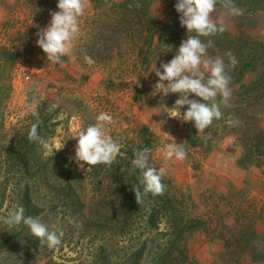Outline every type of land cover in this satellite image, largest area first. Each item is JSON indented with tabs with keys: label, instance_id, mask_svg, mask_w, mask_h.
<instances>
[{
	"label": "rangeland",
	"instance_id": "rangeland-1",
	"mask_svg": "<svg viewBox=\"0 0 264 264\" xmlns=\"http://www.w3.org/2000/svg\"><path fill=\"white\" fill-rule=\"evenodd\" d=\"M118 1L87 0L71 52L61 57L59 63L46 60L45 54L32 40L42 24H48L52 8L57 11V0H20L16 4H0L4 6L0 12V133L14 140L19 133L30 130L36 120L33 113L43 101H47V107L54 111L53 121L59 122L54 132L42 139L38 152L43 159L50 160L56 171L36 185L33 199L40 211L34 218L63 233L61 243L49 248L26 227L22 234L11 236L2 248L0 264L117 263L123 237L116 236L109 222L87 220L82 213L70 208L68 203L72 193L67 195L66 189L62 188L70 175L61 173L58 168L69 167L81 174L76 191L85 201L81 212H86L87 217L92 215L90 207L96 210L98 198L106 194L111 197L112 188H92L94 177H88L86 164L80 168L73 162L77 130L95 123L101 112L113 116L107 134L121 147H132L133 151L138 140L135 130L147 125L155 137L149 164L155 169L161 168L163 175L177 188L190 191L196 203L193 212L207 221V231L196 230L186 238L188 253L197 264H264L262 169L257 165L242 168L236 164L242 148L235 142V137L224 134L218 127L196 146L186 145L185 135L190 122L168 117L169 110L160 105L171 107L174 102L167 103L165 97L152 95L158 80L151 71L152 66L155 62L159 68L163 60L151 59L149 69L141 72L136 56L138 45L130 40L122 43L117 55L107 64H95L81 54L79 45L88 37L91 19L102 15ZM158 2L150 5V14L156 19L171 8L169 1L161 0L159 5ZM238 10L233 14L230 9L216 7L212 16L231 32L241 29L264 40V11L252 15L243 8ZM4 48L18 49L21 54L13 62L6 61ZM254 74L247 73L244 80L250 81ZM69 96L78 99L81 108L70 105L66 100ZM262 121L264 123V115ZM60 141L64 147L55 151ZM173 142L180 143L179 146L186 151L183 160L165 157L167 146ZM3 150L0 143V239L14 231L4 222V217L12 210L19 192L15 185L19 176L8 165ZM121 155L125 157V152ZM99 165L103 166L99 168L101 177L112 171V164ZM243 227L250 230L249 234L254 231L257 235L249 246L245 242L249 234L243 233ZM135 228H138L137 223L125 232L127 241L134 235ZM102 246L106 249L104 252Z\"/></svg>",
	"mask_w": 264,
	"mask_h": 264
},
{
	"label": "trees",
	"instance_id": "trees-1",
	"mask_svg": "<svg viewBox=\"0 0 264 264\" xmlns=\"http://www.w3.org/2000/svg\"><path fill=\"white\" fill-rule=\"evenodd\" d=\"M153 1L155 0H120L112 7L109 6L102 15L98 14L91 19L88 37L79 45L81 54L95 64H107L117 55L122 43L130 40L134 45H138L136 56L139 58L138 67L141 72L149 69L151 59L157 57L163 62L171 60L182 39H187V35L195 33H186L185 28L180 25L179 14L174 9L176 2L171 3L170 10L163 17H152L150 5ZM227 2L228 0H217L216 7L229 9L225 7ZM231 6L236 9L243 8L244 12L255 15L260 10L264 11V0H231ZM216 22L223 26L224 31L201 37V40L205 43L211 41L207 48L209 57L224 56L226 52L235 56L237 64L234 67L225 56L231 96L227 106L221 104L223 116L219 120H213L204 132L197 131L190 122L184 143L196 146L209 136L213 128L219 127L224 134L234 136L235 142L242 148L236 164L242 168L259 166L264 179V40L254 38L241 29L231 32L222 22ZM2 51L4 60L11 62L21 54L18 49L4 48ZM249 72L255 74L246 82L244 76ZM165 98L167 103H170L178 97L177 94H168ZM190 98L199 99L194 96ZM67 99L70 105H78V108H81L78 99L70 96ZM216 99L220 101L219 96ZM47 105V101L41 102L33 113V116H36L34 124L37 125L39 139L29 140L30 130L19 133L18 138L15 137L14 140L7 139L5 134L0 133L1 148L5 151L8 165L12 166L15 175L19 176L16 180L18 183L15 184L19 192L12 210L17 205H22L25 215L33 218L40 211L33 199L36 185L46 181L49 175L56 171L50 160L43 159L38 152L42 139L50 136L59 122L53 121L54 111ZM135 131L138 139L136 150L122 146L108 176H100L99 168H102V165L89 167L88 177H94L92 188L98 187L101 190L106 186L113 190L111 197L106 194L97 199L95 211L94 207L89 208L91 217H87L86 212H81L85 201L80 199L76 191L81 174L77 170L71 171L69 167H58L61 173L70 175L62 187L66 189L67 195L72 193L68 204L70 208L82 213L83 218L87 220L98 219L103 221V224L109 222L115 229L116 236L123 237H119L123 245L120 246L121 255L116 264H197L188 253L186 238L196 230L207 231V221L193 212L196 203L190 191L177 188L163 174L162 193H143V185L140 183L141 170L132 164V160L136 151L148 149L150 154L155 137L144 124ZM122 152H125V157H122ZM133 188L141 189L142 194L137 201ZM136 223L138 228L133 229L134 235L128 237L127 241L125 232ZM26 227L23 224L15 226L13 232L9 231L3 236L0 239V251L11 236L22 234ZM244 232L249 234L250 230L243 227ZM256 237L252 231L245 242L249 246ZM101 249L102 252L106 250L103 246Z\"/></svg>",
	"mask_w": 264,
	"mask_h": 264
},
{
	"label": "clouds",
	"instance_id": "clouds-1",
	"mask_svg": "<svg viewBox=\"0 0 264 264\" xmlns=\"http://www.w3.org/2000/svg\"><path fill=\"white\" fill-rule=\"evenodd\" d=\"M159 3L160 0L158 5ZM216 3L217 0H176L174 9L179 14L180 25L185 28L186 33L195 34L187 35V39L181 41L171 60L161 63L159 68L154 62L151 70L158 77L152 95L159 94L161 97H166L168 94H177L178 98L171 107L160 105L163 109L169 110L170 114L166 113L167 116L178 118L182 122H191L199 132H204L213 120H219L223 116L221 104L227 106L229 102L230 76L226 71L228 65L225 63V56L231 66L237 64L231 52H226L224 56L209 57L207 48L211 45V41L205 43L201 40V37L224 31L223 26L217 24L212 16ZM86 7L87 0H57V11L50 13L47 26L38 30L36 34V44L45 54L46 60L59 63L61 57L71 52L72 42L79 33V21L85 14ZM225 7H228L233 14L239 11L231 6V0H228ZM154 15H157L155 10ZM218 96L219 102L216 99ZM184 106H187L186 109L181 111ZM112 120V115L101 112L96 116L95 123L81 126L77 130L73 162L78 167L83 168L86 164L88 170L90 166L96 164L111 165L114 162L120 153L121 145L107 134V126ZM230 123L235 122L230 121ZM28 138L39 139L36 124L31 126ZM179 145L180 143L175 142L169 144L164 153L165 157L183 160L187 153ZM63 147L64 143L60 141L55 151ZM149 159V150L143 149L137 151L132 164L141 170L140 183L143 185V193L160 194L164 190L161 182L163 170L159 168L157 171L149 164ZM133 191L137 201L142 194L141 189L133 188ZM4 222L9 227L21 224L27 226L30 233L49 248L61 243L62 232L58 233L40 220L26 216L22 205H17L11 210L4 217Z\"/></svg>",
	"mask_w": 264,
	"mask_h": 264
},
{
	"label": "crops",
	"instance_id": "crops-1",
	"mask_svg": "<svg viewBox=\"0 0 264 264\" xmlns=\"http://www.w3.org/2000/svg\"><path fill=\"white\" fill-rule=\"evenodd\" d=\"M20 0H0V4H16V3H18ZM159 0H155L154 2H158ZM161 1V0H160ZM163 2H165V3H168L167 1H169V4H171V3H173L174 2V0H162ZM176 1V0H175ZM153 2V3H154ZM156 4V3H155ZM166 6V5H165ZM167 6H168V4H167ZM2 8H4V6L3 5H1L0 6V12H2L3 11V9ZM53 9H55V8H52V11L54 12V10ZM156 12V11H155ZM167 13V12H166ZM159 18H161V16L159 17ZM47 26V22L46 23H43L42 24V26L39 28V30H41V29H43V28H45ZM36 35L34 34L33 36H32V40H33V42L34 43H36V39H37V37H35ZM37 45V44H36Z\"/></svg>",
	"mask_w": 264,
	"mask_h": 264
}]
</instances>
